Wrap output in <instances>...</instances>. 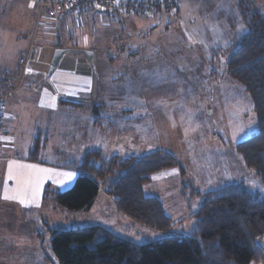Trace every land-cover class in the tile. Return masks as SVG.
<instances>
[{"label": "rangeland", "instance_id": "obj_1", "mask_svg": "<svg viewBox=\"0 0 264 264\" xmlns=\"http://www.w3.org/2000/svg\"><path fill=\"white\" fill-rule=\"evenodd\" d=\"M156 1L160 8L152 10L150 14H112L107 19L109 26H104L103 16L97 14L94 7H90L92 9L88 10L89 14L83 15L79 21L75 15L70 23L63 22V25L58 18L45 19L38 16L37 12L34 24L30 18L34 10L26 8L27 0H22L15 5V17L4 19V27H11L7 34L14 39L12 42L5 40L3 53L13 62L16 52L28 40L30 45L36 41V36L40 35L38 41L47 37L46 30L43 31L44 26H49L53 33L51 39L55 33L63 45H74L77 43L75 39L88 40L86 47H95L96 57L103 62L95 67L98 74L95 91L111 92L109 98L102 99L101 103L94 99V103L131 110L132 115L125 122H117L118 128L125 123L129 124V119L132 123L135 122L137 116L139 118V109L142 113L146 111L148 115L142 132L138 128L139 120L138 123L131 124L132 131L126 132V136L118 134L107 143L112 144L114 152L123 154L125 150L122 151L121 148L126 149L127 154L120 156L124 158L131 151L132 155L136 152L140 154L135 156H141L154 149H162L175 156L185 171L186 185L191 183L196 190L203 192L242 181L248 190H258L264 195L253 172L240 163L234 150L236 143L256 130L252 104L242 87L227 75L225 57L221 50L218 51L217 58L211 56L216 47L209 45L204 34L206 27L214 38H221L222 33L215 34L213 28L216 8L221 4L218 9L229 12L232 0H177L172 9L163 6L161 0ZM260 12L264 14L263 9ZM117 17L121 18L120 21ZM150 18L152 19L148 23L165 24L158 25L159 28L154 31L144 32L146 25L143 22ZM129 21L137 23L139 28L133 30ZM224 21L228 22L227 19ZM128 30L133 31L131 36H128ZM229 38L230 41L235 39L231 36ZM221 46L225 47L223 44ZM27 49L19 55L18 77L10 79V87L2 94L8 92L9 95L19 88L24 83L31 63L40 61L41 51L38 54L29 52L24 72L22 63L26 62ZM77 105L73 103L70 107ZM97 116L92 115L95 118ZM68 118L63 120L74 133L75 118L70 116L71 121ZM64 136L65 134L63 138ZM65 142L67 144L63 147L53 146L63 152V157L55 158L56 161H52L51 165L67 163L65 165L70 168L79 164L73 163L77 146L74 148L72 140ZM128 144H132V148L127 147ZM106 154L107 151L104 150L105 157ZM163 171L150 177L151 181L144 185V192L160 197L168 216L172 220L180 219L183 222L175 231L184 233L192 223L188 211L196 209L199 199L190 195L183 197L178 188L182 180L176 168ZM75 179L65 189L62 184L59 188L50 183L48 185L62 192L69 189ZM177 201H180L183 209L178 210V214L169 206L170 202L175 205ZM4 216L7 222L3 226L6 227L1 228L0 232L6 237L5 240H11L12 244V239H20L19 249L24 251H27L25 246L30 247V255L23 260L25 264H57L49 242L54 230L97 225L137 244L149 243L166 235L121 215L113 200L102 189H99L93 205L87 211H68L55 202L46 200L18 213L5 210ZM258 243L264 247V239ZM4 246L5 244H0V248ZM19 261L20 259H14L11 263Z\"/></svg>", "mask_w": 264, "mask_h": 264}, {"label": "trees", "instance_id": "obj_2", "mask_svg": "<svg viewBox=\"0 0 264 264\" xmlns=\"http://www.w3.org/2000/svg\"><path fill=\"white\" fill-rule=\"evenodd\" d=\"M235 8L242 33L221 52L227 75L252 104L256 130L236 143L234 150L264 193V14L252 0H237ZM218 51L211 56L217 58ZM36 148L30 152L35 154ZM172 168L179 172L183 197L199 198L189 215L191 226L184 233L175 231L183 222L173 221L160 199L144 192L153 174ZM77 169L79 174L69 189L59 192L47 184L43 201L83 212L102 189L121 215L166 235L137 244L97 225L54 230L49 242L57 264H264V247L258 243L264 239V195L248 190L242 181L199 192L191 183L186 185L183 167L162 149L124 158H104L101 150L89 149L82 153Z\"/></svg>", "mask_w": 264, "mask_h": 264}, {"label": "crops", "instance_id": "obj_3", "mask_svg": "<svg viewBox=\"0 0 264 264\" xmlns=\"http://www.w3.org/2000/svg\"><path fill=\"white\" fill-rule=\"evenodd\" d=\"M21 1L0 0V20L2 21H0V94L10 87V79L18 77L20 73L19 55L28 48L30 41L28 40L16 52L13 62L3 53L5 40L8 39L12 42L14 39L7 34L11 27H4V19L15 17L13 13L15 5ZM199 1L203 2L205 0ZM236 1L232 0V6L229 8V12L231 10L232 12L230 13L228 10H219L221 4L218 6L219 9L218 7L216 8L217 19L215 18L213 28L215 29V34L222 33L221 38H214L212 32L210 33L204 27L206 41L209 42V45H213V48L216 47V49L221 51L223 50L222 48L226 49L237 42L242 33L240 18L235 8ZM252 2L259 12L261 9L264 10V0H252ZM26 6L29 10H34V14L30 15V18L33 19L35 24L37 13L35 0H27ZM178 7L176 9L177 15L180 14ZM159 8L154 7L153 10ZM89 9L92 8L81 4L75 11L63 12L56 18H58L57 20H59L61 25H63V22L71 21L75 15L78 16L79 21L83 15L89 14ZM95 11L103 16L104 26H109L107 19L112 16V13L99 12L96 9ZM120 19L118 18L119 21ZM151 19L144 20L143 24L146 25L143 29L144 32L154 31L159 28L157 27L158 25L163 26L165 24L163 22H158L159 24L148 23ZM224 19H227L228 22L225 23ZM28 23L30 24L31 22L29 21ZM129 24L130 26L133 25V30L139 28L137 23L133 24L132 21H129ZM44 28L43 31L46 30L47 37H44L43 41H38L39 35V37L36 36V41H34L35 44L41 47L40 61L31 63L24 83L16 90H13L4 102L6 117L0 122V231H2L1 228L4 229L6 227L3 226L4 222H7L4 216L5 210L18 213L21 210L33 208L43 201L42 192L46 183L55 185L56 188L63 185V189H65L78 176V165L70 168L65 165L67 163H64V165H51L52 161H56L55 158L63 157V152L53 148V146L63 147L64 144H67L66 140H72L75 143L74 148L77 146L73 161L76 164L79 163L82 153L88 149L101 150L104 158H109L112 155H126V149L121 148L122 151L125 150V153L119 154L113 151L112 144L107 143L118 134H122V137L126 136V132L132 131L131 124L138 123L139 120L138 128L142 132L144 121L148 120L147 112L144 111L142 113L141 109H139V118L137 116L135 122L132 123L129 119V124L125 123L118 128L117 122H120V124L125 122L128 116L132 115V112L130 109H115L112 106L100 104L102 99L110 97L111 92L95 91L98 75L95 67L99 62L103 63L96 57L97 53L95 50L97 49L93 46L86 47L88 40L79 41L75 39L77 43L74 45H63L62 42H59L60 38L57 34L54 33V37L51 39L53 33L50 31L49 26L48 28L44 26ZM53 30L55 31L54 28ZM132 32V30H128V36H131ZM58 35H60L59 32ZM230 36L235 37L234 41H230ZM93 42L95 41L93 40ZM222 44L225 47H222ZM120 47L122 48V46ZM58 48L66 49L68 52L61 57L56 68L47 77L46 71L53 51ZM83 50H89L93 53L92 62H89L86 56L80 52ZM94 99L100 103H94ZM73 103L78 105L70 107ZM87 111H89V114ZM94 114L98 115L97 118L92 117ZM142 115L144 116L142 117ZM70 116L72 119L75 118L76 127L74 129L76 132L74 133L68 129L66 122L63 120L69 117L68 121H71ZM63 134H65L64 138ZM100 141H106V143H101ZM33 146L37 147L35 154L30 152L31 148L34 150ZM126 146H131L132 148V144ZM104 150L107 151L106 157L104 156ZM139 154L134 153V155ZM130 155H132V151ZM67 173H72L73 175L69 177L66 175ZM180 187L178 188L180 189ZM149 196H155L160 199L158 195ZM169 206L175 213L178 210H183L180 201H177L175 205L170 202ZM164 209L168 215L165 207ZM194 210L190 209L188 211L189 215ZM176 220L179 221L180 219ZM0 233V244H5L4 247L0 248V264H13L11 262L14 259H20L16 264H25L23 260L30 255V247L25 246L27 251L22 250V248L19 249L20 239H12L11 244V240L6 241V237L2 236V232Z\"/></svg>", "mask_w": 264, "mask_h": 264}, {"label": "built area", "instance_id": "obj_4", "mask_svg": "<svg viewBox=\"0 0 264 264\" xmlns=\"http://www.w3.org/2000/svg\"><path fill=\"white\" fill-rule=\"evenodd\" d=\"M38 16L45 19H54L63 12L75 11L81 4L88 7H94L99 12H109L116 15L124 13L150 14L157 5L156 0H35ZM177 0H161L163 6L168 9L175 7ZM39 18V17H38ZM41 47L33 41L25 54L26 62L22 63V69L25 72V67L29 57V52L40 53ZM24 55V54H23ZM8 95L0 94V122L6 115L4 112V102Z\"/></svg>", "mask_w": 264, "mask_h": 264}, {"label": "water", "instance_id": "obj_5", "mask_svg": "<svg viewBox=\"0 0 264 264\" xmlns=\"http://www.w3.org/2000/svg\"><path fill=\"white\" fill-rule=\"evenodd\" d=\"M68 52V50L66 49H55L53 51L52 57H51V61L48 65L47 71H46V76L49 77L50 74L53 72V70L56 68L57 64L59 63L61 57L63 55H65ZM82 54H84L86 56V58L88 59L89 62H92L93 59V53L89 50H83L80 51Z\"/></svg>", "mask_w": 264, "mask_h": 264}, {"label": "snow or ice", "instance_id": "obj_6", "mask_svg": "<svg viewBox=\"0 0 264 264\" xmlns=\"http://www.w3.org/2000/svg\"><path fill=\"white\" fill-rule=\"evenodd\" d=\"M66 175H68L69 177H71L73 174L72 173H67ZM23 202V201H21Z\"/></svg>", "mask_w": 264, "mask_h": 264}]
</instances>
